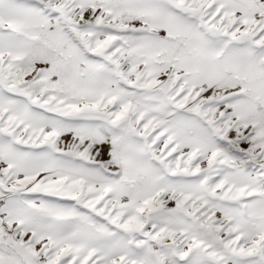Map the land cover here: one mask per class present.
<instances>
[{
    "label": "snow or ice",
    "instance_id": "snow-or-ice-1",
    "mask_svg": "<svg viewBox=\"0 0 264 264\" xmlns=\"http://www.w3.org/2000/svg\"><path fill=\"white\" fill-rule=\"evenodd\" d=\"M0 264H264V0H0Z\"/></svg>",
    "mask_w": 264,
    "mask_h": 264
}]
</instances>
